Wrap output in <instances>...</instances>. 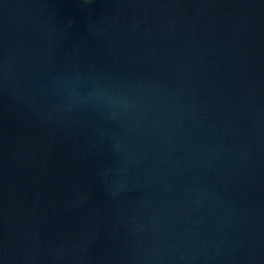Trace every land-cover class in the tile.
Here are the masks:
<instances>
[{
    "label": "water",
    "instance_id": "water-1",
    "mask_svg": "<svg viewBox=\"0 0 264 264\" xmlns=\"http://www.w3.org/2000/svg\"><path fill=\"white\" fill-rule=\"evenodd\" d=\"M0 264H264V0H0Z\"/></svg>",
    "mask_w": 264,
    "mask_h": 264
}]
</instances>
